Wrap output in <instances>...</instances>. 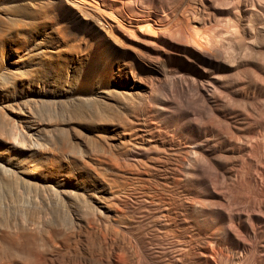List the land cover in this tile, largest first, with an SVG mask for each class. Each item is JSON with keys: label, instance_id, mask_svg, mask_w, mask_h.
I'll return each instance as SVG.
<instances>
[{"label": "bare ground", "instance_id": "1", "mask_svg": "<svg viewBox=\"0 0 264 264\" xmlns=\"http://www.w3.org/2000/svg\"><path fill=\"white\" fill-rule=\"evenodd\" d=\"M0 1V264H264V0Z\"/></svg>", "mask_w": 264, "mask_h": 264}, {"label": "rangeland", "instance_id": "2", "mask_svg": "<svg viewBox=\"0 0 264 264\" xmlns=\"http://www.w3.org/2000/svg\"><path fill=\"white\" fill-rule=\"evenodd\" d=\"M2 2L0 1V4H1ZM31 31H29V34L31 35L30 37H32L33 35H36V34H39V31H41L40 30V27L38 26V25H33V26H31ZM28 32V31H27ZM42 32V31H41ZM40 32V33H41ZM31 41V39L30 38H27V40L25 41V45H28L29 43L28 42H30ZM9 45V41H3V42H0V58L2 59V58H6V56H5V52H6V50H7V46ZM23 179H26V180H23ZM29 179V180H28ZM21 180V179H20ZM19 180V182H25V184L27 185H24V184H22V183H20V186H21V191H22V188L24 189L23 191H24V195L22 194L23 192H21L20 190L19 191H17V193L18 194H22L23 195V197H21V198H23V199H19L18 201H19V203H20V205H19V203H17L21 208H22V206H23V209L24 210H22V212L24 211L25 212V210H26V208H27V202L28 201H30V198H33L32 196L34 195V192H33V190L31 189V188H33V187H35V185H37V184H35V183H33V181L29 178V177H26V176H24L23 175V177H22V180L20 181ZM27 180H28V182H30L31 181V183H28L27 182ZM18 181V180H17ZM23 182V183H24ZM23 185V187H22V185ZM34 185V186H33ZM25 186H26V188H25ZM37 187V186H36ZM29 188V189H28ZM16 191V190H15ZM29 191V192H28ZM26 192V193H25ZM27 194V195H26ZM30 194V195H29ZM33 194V195H32ZM26 196V197H25ZM28 197V198H27ZM21 200V201H20ZM27 200V201H26ZM22 202V203H21ZM14 204L16 203V201H14L13 202ZM30 203V202H29ZM11 204H12V202H11ZM13 205L12 204V206H10V208L11 207H13L14 209L16 208V207H19L18 205ZM14 206H16V207H14ZM24 206H26L25 208H24ZM19 207V208H20ZM16 209H18V208H16Z\"/></svg>", "mask_w": 264, "mask_h": 264}]
</instances>
